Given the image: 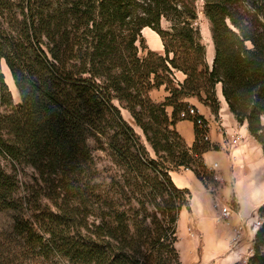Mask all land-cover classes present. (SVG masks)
Segmentation results:
<instances>
[{
	"label": "trees",
	"instance_id": "16d2710c",
	"mask_svg": "<svg viewBox=\"0 0 264 264\" xmlns=\"http://www.w3.org/2000/svg\"><path fill=\"white\" fill-rule=\"evenodd\" d=\"M199 1L0 0V62L19 94L14 103L0 68V153L35 168L54 206L14 216L12 235L27 244L30 264H182L177 229L182 211L192 213V192L171 171L189 169L205 183L214 172L203 154L218 149L193 118L192 147L177 131L186 98L217 115L221 84L229 111L264 152V0H202L211 67ZM145 27L163 54L148 46L140 54ZM175 70L186 75L178 85ZM162 85L169 96L155 102L150 93ZM14 190L0 167V210L16 209ZM257 214L242 264H264V205Z\"/></svg>",
	"mask_w": 264,
	"mask_h": 264
},
{
	"label": "rangeland",
	"instance_id": "374dc122",
	"mask_svg": "<svg viewBox=\"0 0 264 264\" xmlns=\"http://www.w3.org/2000/svg\"><path fill=\"white\" fill-rule=\"evenodd\" d=\"M202 10L203 2L200 0L198 2L197 24L200 28L201 42L206 48V61L211 67L213 64L215 50L211 37L210 24L203 15ZM162 25L164 28L169 27V23L164 20L162 21ZM146 28L154 34L155 38L153 42L150 41L145 36L144 29L142 30L141 33L143 39L138 43L140 54L142 56L145 55L146 50L143 49L144 46H148V48L154 52L160 53V36L153 29L149 27ZM154 43H156L158 47H155ZM5 64L4 60L0 62L1 72L4 74L5 82L9 87L14 103H17L19 101V94L14 85V81L13 84H11L12 76L9 77V75L6 74L4 67ZM177 72L179 71H174V77ZM181 76L182 75H179V77ZM175 83L177 85L180 83L178 79L176 80V77ZM162 86L165 91V85ZM167 93V96H169L168 91ZM150 95L155 102H162L160 101V87L152 90ZM187 99H195L199 102V100L195 97L184 99V102H187L189 107L193 105L186 101ZM114 103L120 108L124 119L133 125L136 132L141 133L142 131L134 124L130 113L124 109L118 101H115ZM199 103L202 104L201 102ZM220 112L221 101L218 114H213L215 119L220 118ZM218 132H221L219 128ZM3 133L5 134V137L9 136L6 132ZM242 140L244 141L245 138ZM91 144L93 145L94 143L91 141ZM240 144L241 142L236 144L235 147H238ZM252 152H255L254 149ZM93 154L96 158H105L104 154L101 152L94 151ZM0 167L8 175L12 176L13 181L15 182V190L12 197L15 200L16 206L15 210H0V264H30L31 262L28 259V256L23 254L25 249L27 251V244L12 235L14 216L24 215L26 218H29L40 211L54 210L51 200L47 197V194L49 193V186L42 182L40 175L35 168L30 165H19L10 157L1 153ZM212 171L214 172V176L210 178L208 177L205 183L197 180L195 185L192 184V188H190V190L192 195L196 197L198 209H194L192 213L184 211L183 220L180 225L178 223L177 247L180 252L182 264H242L245 261L244 259H246L249 255L248 251L250 250H248V248L252 247L254 238L252 229L257 225V223H259L257 226L259 227L262 222L257 212L258 209L264 205V169L251 170V172L246 171L245 173L243 171V173L238 174V179L240 181L238 187L240 193L237 194L233 191L229 195H225L224 189L226 187L229 189L233 186L232 180H234V178L232 180L225 181L219 173L214 170ZM261 200L262 202H260ZM241 202L251 205V212L244 218H241L240 216V209L242 207ZM258 202L260 203L253 204ZM223 205L231 207L235 211L236 215L230 218H224L221 213ZM90 219L92 220L93 217H90ZM234 224L243 226L238 234L235 232L234 234L232 231L231 226ZM231 254L232 257H230L233 259L227 260L226 256Z\"/></svg>",
	"mask_w": 264,
	"mask_h": 264
},
{
	"label": "crops",
	"instance_id": "0c3cea01",
	"mask_svg": "<svg viewBox=\"0 0 264 264\" xmlns=\"http://www.w3.org/2000/svg\"><path fill=\"white\" fill-rule=\"evenodd\" d=\"M145 30L146 29H144V31ZM161 41L159 48L160 51L159 50L157 51L163 53L164 46ZM179 75L182 76L179 77ZM175 77L176 80L178 79V81L181 83L183 82L185 75L182 72H177L175 74ZM163 89H164L163 86L160 87V101L165 100V97L168 95L167 91L166 90L164 91ZM217 93L221 101V112L219 113L220 118L218 119L214 118V115L211 113L208 107L200 104L195 99H187L186 101L191 103L194 106V108H196L197 112L207 120L210 142L212 145L218 147L217 150H209L203 154L205 164L210 169L219 173L225 181L232 180L234 178V180H232L233 186L229 189L227 187L224 189L225 195H229L233 191L239 194L240 191L238 184L240 181L238 179V174L243 173V171L245 173L246 171L251 172V170L264 169V152L262 151L260 144L255 139H253L252 136H250L246 124L239 125L234 115L229 111L228 105L222 94L221 84L217 85ZM166 110L168 114L171 115L173 108L167 107ZM218 128L221 130V132H218ZM176 129L185 139L186 144L189 147H192L196 139L194 123L190 120H180L176 124ZM232 131H236V132H232ZM234 133H240L242 139L245 138L244 141L243 140L241 141V144L238 147H231L228 143L224 142V140H226V138L229 137L228 136L229 134L232 135ZM253 149L255 151L254 153L252 152ZM171 176L175 184L180 188L190 189L192 188V184L195 185L196 181L198 180L193 171L183 168H181L178 171H171ZM262 200L260 202H262ZM260 202L253 204H259ZM197 205L198 204L196 203V197L192 195V200H191V207L193 209L192 211H194V209H198ZM241 205L242 207L240 209V216L241 218H244L251 212L250 209L251 205L242 202ZM183 213L184 211H182L180 215L179 225L183 220ZM255 233L253 234V236L255 235ZM248 250H250V248H248ZM230 256L232 257V254L227 255L226 259L232 260L233 258H231Z\"/></svg>",
	"mask_w": 264,
	"mask_h": 264
},
{
	"label": "built area",
	"instance_id": "2783aa9c",
	"mask_svg": "<svg viewBox=\"0 0 264 264\" xmlns=\"http://www.w3.org/2000/svg\"><path fill=\"white\" fill-rule=\"evenodd\" d=\"M179 117L182 119L193 118V120L196 122V124L198 125L199 128H202V127L208 128V126L204 125V120H203L202 115H200L197 112L196 108H194V107H189L187 110L182 111L179 114ZM228 136L229 137L226 138V140H224V142L228 143L231 147H235L236 144L240 143L242 140V136L240 133H234L232 135L229 134ZM203 139L205 141L210 142L209 131L204 132ZM221 213H222V216L224 218H230V217H233L234 215H236L235 211L227 205H223V207L221 208ZM258 225H259V223H257V225L255 227H257ZM242 227L243 226H241L239 224H234L233 226H231L233 233L235 232L237 234L239 233V231Z\"/></svg>",
	"mask_w": 264,
	"mask_h": 264
},
{
	"label": "bare ground",
	"instance_id": "6f19581e",
	"mask_svg": "<svg viewBox=\"0 0 264 264\" xmlns=\"http://www.w3.org/2000/svg\"><path fill=\"white\" fill-rule=\"evenodd\" d=\"M144 29H147V30H145V36L150 40V41H154V34L151 32V31H149V29L148 28H144ZM146 38V39H147ZM154 45H155V47H158V45H156V43H154ZM4 67H5V70H6V74H8L9 75V77H11V73H10V70H9V68L7 67V65L5 64L4 65ZM11 84H13V79L11 80ZM258 229V227H254L253 229H252V232L253 233H255L256 232V230Z\"/></svg>",
	"mask_w": 264,
	"mask_h": 264
}]
</instances>
